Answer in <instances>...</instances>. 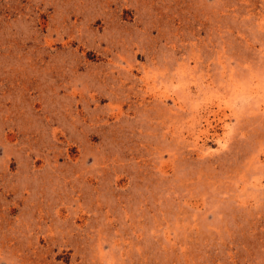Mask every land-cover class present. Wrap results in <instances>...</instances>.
Returning a JSON list of instances; mask_svg holds the SVG:
<instances>
[{
    "label": "rangeland",
    "instance_id": "rangeland-1",
    "mask_svg": "<svg viewBox=\"0 0 264 264\" xmlns=\"http://www.w3.org/2000/svg\"><path fill=\"white\" fill-rule=\"evenodd\" d=\"M0 264H264V0H0Z\"/></svg>",
    "mask_w": 264,
    "mask_h": 264
}]
</instances>
